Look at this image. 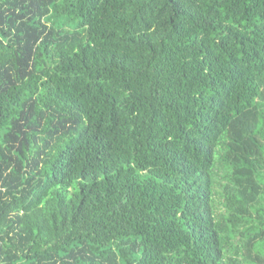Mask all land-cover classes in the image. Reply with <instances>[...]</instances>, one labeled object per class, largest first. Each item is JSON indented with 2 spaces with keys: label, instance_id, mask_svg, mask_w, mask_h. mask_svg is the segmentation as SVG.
I'll return each mask as SVG.
<instances>
[{
  "label": "trees",
  "instance_id": "1",
  "mask_svg": "<svg viewBox=\"0 0 264 264\" xmlns=\"http://www.w3.org/2000/svg\"><path fill=\"white\" fill-rule=\"evenodd\" d=\"M0 264H264V0H0Z\"/></svg>",
  "mask_w": 264,
  "mask_h": 264
}]
</instances>
